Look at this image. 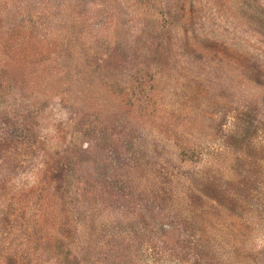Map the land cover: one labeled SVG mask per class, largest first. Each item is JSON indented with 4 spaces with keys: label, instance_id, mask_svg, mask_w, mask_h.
Instances as JSON below:
<instances>
[{
    "label": "rangeland",
    "instance_id": "374dc122",
    "mask_svg": "<svg viewBox=\"0 0 264 264\" xmlns=\"http://www.w3.org/2000/svg\"><path fill=\"white\" fill-rule=\"evenodd\" d=\"M45 1L0 0V101L15 123L9 128L0 121V137L36 139L35 148L25 146L14 172L11 159L0 166V264H74L75 254L86 256L90 245L80 225L57 231L54 161L62 167L70 159L71 168L85 173L86 218L125 219L131 224L121 222V231L129 228L133 241L144 234L149 243L143 220L152 221L158 233L165 225L168 240L179 238L182 229L172 222L170 207L147 197L131 206L116 200L112 205L119 210L107 214L94 211L89 191L96 193L93 180H104L105 166L113 163H140L148 176L151 163L164 173L154 148L165 150L177 166L178 156L183 158L179 172L198 168L228 181L232 164L216 155L221 142L212 126L198 120L202 107L216 117L214 125L227 123L218 115L235 109L259 127L250 143L261 157L264 183V0H65L73 8L78 4L72 11L75 23L58 37L46 30V13L35 15ZM56 1L63 0L51 4ZM145 2L149 10L135 15ZM30 12L35 16L30 18ZM85 18L92 19L84 24ZM165 24L169 29L160 32L169 48L165 58L154 59L142 47L162 36L153 29ZM177 107L179 113L172 112ZM32 117L35 130L29 134ZM191 148L201 151L200 157L190 156ZM181 149L186 155L179 154ZM249 209L259 211L263 221L251 224L245 246L253 250L237 251L239 264H264V199ZM231 221L239 224L237 218ZM231 227L222 233L245 234L242 227ZM139 252L141 263L150 264L146 242Z\"/></svg>",
    "mask_w": 264,
    "mask_h": 264
},
{
    "label": "trees",
    "instance_id": "16d2710c",
    "mask_svg": "<svg viewBox=\"0 0 264 264\" xmlns=\"http://www.w3.org/2000/svg\"><path fill=\"white\" fill-rule=\"evenodd\" d=\"M3 1L7 2V0ZM66 2L65 0L56 1V4L52 5L51 0H46L42 8L39 6L35 9V15L46 13L49 16L45 19V24L47 25L46 30L52 32L50 33L51 37H58L60 34L58 32H63L64 28H68L69 23H75L72 11L78 4L73 8ZM139 2L137 0L136 4ZM140 5L143 6L142 10L138 8V10H134L137 13L133 11L137 16L149 10L147 2L143 5L140 3ZM35 15L32 12L29 13L30 18ZM90 19L92 18H85L83 23L85 24ZM160 28L164 29V32L169 29L165 24L153 31L158 35L162 31ZM75 33L77 37L86 38V33L83 35L77 31ZM145 34L149 36V31H146ZM160 34L162 36H159L158 39L149 40L142 47L149 57L152 56L154 59L165 58V52L169 48L167 41L162 38L165 34L161 32ZM166 39L168 40V38ZM1 84L0 97L4 88ZM194 91L202 96V91L200 93L198 90ZM183 96L182 100L188 103L189 97L184 93ZM5 108L3 101H0V121L5 124L4 126L8 124L10 128L15 123L11 119L9 121ZM171 109L172 112L179 113V107ZM198 111L201 112L198 115L200 123L212 126L217 140L221 142L217 149L220 152L216 155H222L223 159L224 157L230 159L232 165L228 181H221L218 174L210 176L202 174V171L197 170L198 168L192 173L182 170L179 172L178 168L181 167L183 158L178 156L176 161L179 164L177 166L172 163V158L165 150L154 148L152 151L155 162L160 163L158 166L163 169L164 173H160L153 165L151 166V163L149 176L145 165H142L144 169L140 170L142 168L140 163H113L105 166L102 172L104 180H93V185L97 188L96 193L94 189L89 191L90 199L94 202V206H92L94 211L106 210L107 214L118 209L117 205H112L116 200H123L126 205L131 206L137 198L147 197L149 201H153L152 203L158 204L163 209L170 207L169 210L173 215L172 222L178 224L182 229V235L175 240H168L163 236L165 225L158 226L160 233L158 230L155 231L157 227L153 228L155 224L152 221L150 223L147 220L142 221L148 227L149 243H147L144 234H141L139 240L134 236L133 241L131 234L128 233L129 228L125 233H122L121 222L125 221L127 227L131 224L125 219L121 222L118 219L113 220L110 214L108 215L110 221L106 222H101L104 219L98 216L97 219L94 216L86 218L88 214L85 213V210L89 208L85 206L88 192V179L85 177V173L80 169L71 168L70 159L67 160V163L61 164L62 167L54 161L56 167L51 177L54 178L52 199L56 203L57 215L60 218L57 231H62L65 226L69 229L73 227L72 230L75 231V226L80 225L78 231L82 230L85 243L90 245L87 248L86 256L79 255L82 259L78 254L74 255V264H79V259L82 260V264H142L140 258L143 253L139 251L143 249L145 242L150 252V264H239L240 254L237 251L248 250L249 254L251 253L253 249H248L245 246L247 237L252 232L251 224L257 226L263 221L259 211L253 213L249 209L255 205V201L264 199V183L259 178L261 157L257 153V147L253 148V144L250 143L252 141L250 135L258 131L259 127L249 123L247 118H243L244 113L235 109L218 115L227 123H216L215 125L212 124V121L216 120V117L213 116L210 109L202 107ZM194 119H197V113L194 114ZM34 120L35 117H32L33 123L29 125L30 129H27L29 134L35 130ZM100 133L102 134V131ZM99 136L100 134L96 136L97 140ZM30 137L32 139L27 140L0 137V166L7 167L6 164L11 163L9 162L11 159L13 161L11 164H14L12 168L9 167L11 172L18 169L21 164L20 157L27 151L25 146L35 148L36 139L32 135ZM172 143L178 145L175 141ZM197 148L199 147L197 146ZM189 150H191L190 156L200 157L201 151H197L196 154V148ZM179 154L184 156L186 151L181 149ZM5 175H9L7 168ZM89 186L92 184L90 183ZM87 212H92V210ZM232 217L233 219L237 218L239 224L231 223ZM85 222H87L86 225ZM232 224L238 228L242 227V232L245 234L222 233V229L231 227ZM246 229L251 231L245 232ZM120 236L125 237L123 239ZM103 237L109 238L107 240Z\"/></svg>",
    "mask_w": 264,
    "mask_h": 264
}]
</instances>
